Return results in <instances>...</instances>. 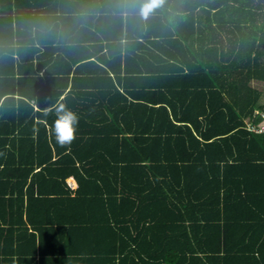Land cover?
I'll list each match as a JSON object with an SVG mask.
<instances>
[{
  "label": "trees",
  "instance_id": "16d2710c",
  "mask_svg": "<svg viewBox=\"0 0 264 264\" xmlns=\"http://www.w3.org/2000/svg\"><path fill=\"white\" fill-rule=\"evenodd\" d=\"M146 3L0 0V264H264V0Z\"/></svg>",
  "mask_w": 264,
  "mask_h": 264
},
{
  "label": "clouds",
  "instance_id": "9594fccd",
  "mask_svg": "<svg viewBox=\"0 0 264 264\" xmlns=\"http://www.w3.org/2000/svg\"><path fill=\"white\" fill-rule=\"evenodd\" d=\"M161 2L162 0H148L143 9L144 13L147 14ZM53 115L55 119L52 127L56 143L61 147L71 145L77 138L76 133L80 123L79 115L66 106L55 111ZM69 132L70 135L68 134Z\"/></svg>",
  "mask_w": 264,
  "mask_h": 264
},
{
  "label": "rangeland",
  "instance_id": "374dc122",
  "mask_svg": "<svg viewBox=\"0 0 264 264\" xmlns=\"http://www.w3.org/2000/svg\"><path fill=\"white\" fill-rule=\"evenodd\" d=\"M256 87L262 90L263 92V99H264V83L263 82H254L253 83Z\"/></svg>",
  "mask_w": 264,
  "mask_h": 264
},
{
  "label": "built area",
  "instance_id": "2783aa9c",
  "mask_svg": "<svg viewBox=\"0 0 264 264\" xmlns=\"http://www.w3.org/2000/svg\"><path fill=\"white\" fill-rule=\"evenodd\" d=\"M257 131H258V132H264V125L261 126V128H257Z\"/></svg>",
  "mask_w": 264,
  "mask_h": 264
},
{
  "label": "crops",
  "instance_id": "0c3cea01",
  "mask_svg": "<svg viewBox=\"0 0 264 264\" xmlns=\"http://www.w3.org/2000/svg\"><path fill=\"white\" fill-rule=\"evenodd\" d=\"M255 82H259V81H255ZM262 98H263V97H262ZM263 100H264V99H263ZM14 259H15V260H17V258H16V257H14Z\"/></svg>",
  "mask_w": 264,
  "mask_h": 264
},
{
  "label": "snow or ice",
  "instance_id": "6c2138e0",
  "mask_svg": "<svg viewBox=\"0 0 264 264\" xmlns=\"http://www.w3.org/2000/svg\"><path fill=\"white\" fill-rule=\"evenodd\" d=\"M68 134L70 135V132Z\"/></svg>",
  "mask_w": 264,
  "mask_h": 264
}]
</instances>
